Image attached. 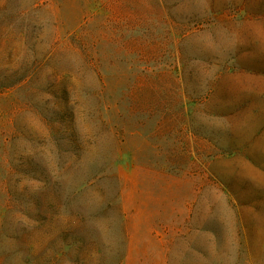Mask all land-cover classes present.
Here are the masks:
<instances>
[{"label": "rangeland", "instance_id": "obj_1", "mask_svg": "<svg viewBox=\"0 0 264 264\" xmlns=\"http://www.w3.org/2000/svg\"><path fill=\"white\" fill-rule=\"evenodd\" d=\"M0 264H264V0H0Z\"/></svg>", "mask_w": 264, "mask_h": 264}, {"label": "trees", "instance_id": "obj_2", "mask_svg": "<svg viewBox=\"0 0 264 264\" xmlns=\"http://www.w3.org/2000/svg\"><path fill=\"white\" fill-rule=\"evenodd\" d=\"M65 109L70 112L71 115L76 114V101L74 98L68 97L65 103ZM46 183L39 187V189H43L46 187ZM26 208V217L23 221L19 220L20 229H22L23 234L25 236L31 235L34 231H39L42 234H47L50 229V218L48 217V213L50 212L49 203H45L42 198L35 195L29 203L25 204ZM78 235L75 241L68 245L69 250L74 253H82L84 248L86 247L89 240L85 239V235L83 233H77ZM63 244V243H62ZM64 244V245H66ZM42 249V248H41Z\"/></svg>", "mask_w": 264, "mask_h": 264}]
</instances>
